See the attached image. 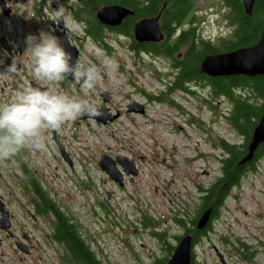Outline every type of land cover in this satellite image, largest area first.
<instances>
[{"label": "rangeland", "instance_id": "374dc122", "mask_svg": "<svg viewBox=\"0 0 264 264\" xmlns=\"http://www.w3.org/2000/svg\"><path fill=\"white\" fill-rule=\"evenodd\" d=\"M67 1L74 8L83 2ZM193 6L194 19L199 22L192 25L197 26L202 39L216 43L219 37L230 34L225 14L227 8L219 5V0H194ZM20 14L16 11L9 18L0 19L15 25ZM75 36L84 38L80 28L73 31ZM105 37L112 45L111 55L118 56L126 67L116 79L122 83L129 100L142 103L144 98L136 93V88L148 91L151 86L162 83L160 79L164 77L162 73L166 67L164 58L154 55L151 64L149 58H143L142 62L137 59L135 63L128 58L120 43ZM120 40L126 42L125 38ZM79 45V57L74 56V59L95 64L105 74L107 87L115 101L123 102L117 95V83H111L113 74L104 67L102 56L93 54V42L81 41ZM96 49L110 55L108 48ZM186 50L187 46H183L179 52L184 54ZM21 59L31 77L28 55L24 53ZM18 74L28 80L21 72ZM129 77L135 87L129 83ZM102 79L100 77L98 85ZM1 81L6 86L1 88L0 84V103L7 102L20 85L24 86V82L19 84L12 75L2 71ZM74 86L73 95L89 97L91 92L84 93L80 82ZM197 91L194 96L189 93L178 94L185 98L176 96L182 106V109L176 108L183 111L180 115L174 108L163 105L160 108L165 118L152 114L151 106L144 109L143 114L131 112L122 115L109 126L118 133L115 137L102 135L99 125L90 123L88 127L82 116L68 122L55 130V134L69 153L70 165L54 150L51 130L46 132V150L33 151L25 147L29 151L26 159L42 187L59 212L71 215L81 237L102 263L154 264L161 259L164 256L162 240L163 243L176 244V236L182 235L178 221L194 219L200 198L207 195L208 187L219 176L218 158L223 155L222 142L236 145L241 140L228 122L234 108L230 98L225 94H211L209 90ZM254 93L250 87L231 90L236 98L256 100L260 104L262 99ZM176 125L183 128L179 130ZM129 130L133 133L129 134ZM104 156L119 157L133 164V173L129 174L133 179L124 183L122 189L103 182L97 163ZM15 161V158L0 160V199L10 204L14 225H24L32 233L34 226L26 224L30 218L25 217L22 206L28 198L21 192L22 174ZM211 210L210 207L206 224L212 230L194 245L195 263L220 264L218 256L221 255L228 264H264V158L260 159L256 171L248 172L240 186L232 189L220 207L218 219L212 223ZM221 237H227L229 243L222 242ZM8 243L10 239L0 229V250L13 260L6 256L4 264H19L16 255L4 247ZM231 246L236 256L230 254ZM241 250L253 254L245 257L240 254ZM37 253L43 264H53L51 248L45 247Z\"/></svg>", "mask_w": 264, "mask_h": 264}, {"label": "flooded vegetation", "instance_id": "af4514ba", "mask_svg": "<svg viewBox=\"0 0 264 264\" xmlns=\"http://www.w3.org/2000/svg\"><path fill=\"white\" fill-rule=\"evenodd\" d=\"M55 1L56 3L53 0H0V18H9L16 11H20L21 13L20 19L16 22L15 25H11L9 23H6L3 19H0V61H2V63H0V71L6 72L8 66L15 58L18 64V69L15 75H12V77L14 78V80H18L19 84L21 82L25 83V81H28L34 87L46 86L43 82L35 81L31 77H29L28 71L25 68V64L21 59L26 49V45L24 43L25 37L28 34H38L41 30H52L54 35L61 38L65 37V46L67 50L72 54L73 59L76 55L77 58L79 57L81 51L79 45L80 42L86 40L93 42L96 48H108V54H110L108 56H113L111 55V53L113 52L112 45L109 41H107L105 37L108 36L114 42L120 43L122 45L126 55L131 61L136 63L137 59L142 62L143 58H149L150 64L153 62L154 54L147 48L148 42H138L133 35L134 25L136 21L140 18L148 16L135 17L131 22V26L128 27V30H124L120 29L119 26L126 16L118 24L112 25L102 22L97 12L103 7L110 5L112 6L114 4H119L133 10L128 4L120 3V1L118 0H113V2L109 3H106L105 0H98L96 6L92 10H89L85 7L86 0H83V2L81 1L79 5L76 6L77 8H74L67 0H58V2L57 0ZM60 4L63 5V8L65 10V16L63 17L60 16L59 13L54 11L60 6ZM222 6L227 8L226 5L222 4ZM80 7L84 8L78 10ZM54 14L56 15L55 18L52 17V15ZM128 15L134 16V14ZM68 17H71V19L80 26L79 28L81 29L84 38L80 36L73 37V31H65L63 25ZM94 22L100 24L99 30L95 29L92 26ZM40 23H43V25L39 26ZM98 32H100V35L98 36L103 37L102 41H98L101 38L97 36ZM121 38H125L126 42L123 43L120 40ZM5 53H7V55H5ZM117 58L120 63L119 70L117 73H115V77L119 76L121 70L126 68L122 64V60L118 56ZM164 60L166 62V67L164 68V73H162L164 77L160 79L162 83L157 86H151L148 91H144L143 89H141V91H138V88H136V93L144 98L142 103L136 100H129V95L126 94V90L124 91V88L121 87L122 83L118 80L116 86L117 95L119 98L123 99V102L115 101L114 97L109 92V89L107 87L108 81L105 74L100 72V77H103V79L96 90L90 93L89 98L96 103L98 110L102 112L103 115L94 118L88 117L87 115L82 116V119L86 123V125L88 127L90 126V123L99 125L102 128V135H104L105 137H115L118 133L115 130L111 129L109 126L114 124L124 114H130L131 112L143 114L144 109H147L151 106L152 114H159L161 115V117L165 118L164 111L162 108H160L162 105L166 107H172L175 110L176 108L182 109L180 100H178L177 97L185 98L186 96L178 94L189 93V95L194 96L198 93L197 89L209 90L211 94H214V80H212L213 76L203 74L199 69L198 73H192L190 74V76H188L187 79L181 80L179 79V69L177 68V66L169 59ZM142 65L145 66L144 64ZM19 72L24 74L28 80L23 78L21 74L19 75ZM258 76L264 78V76L262 75ZM128 81L133 87H135V83L131 80L130 77L128 78ZM0 84L2 86L1 88H4V86H6L4 81H1ZM74 84H76V80L69 77L64 81H61L56 87H58L60 90L65 91L69 95H73V91L75 88ZM21 87H23V85H20V88ZM121 106H124L123 109H121ZM154 106H156V109L154 108ZM157 107H159L158 110ZM176 111L178 115L183 113V111L180 110ZM152 122L155 123V120L152 119ZM176 128L180 130L183 127L181 125H176ZM132 133L133 131L129 130V134ZM51 134L54 143V150L57 151L58 154L65 160V162L70 165L71 161L69 153L66 151L65 147L60 142V139L55 134V130H51ZM243 144V136L241 135V140L238 142V146ZM28 152V149L24 152L23 149L21 150L18 165L20 163H23L24 168H17V162L16 168L22 174V182L25 178L34 179L36 181V184L39 185V187H42L36 175V172L30 167L28 159H26ZM125 160L126 159H121L119 157L111 158L104 156L99 164L97 163V168L102 174L104 183H109L116 188L122 189L124 183L133 179L130 175L126 174V172L129 169H134V166L132 163L129 164L125 162ZM115 168H117V171L115 170ZM199 187H197V189H199ZM22 191V194L25 195L24 188L21 185V192ZM25 200L26 201L22 203L24 214L25 217L30 218V221L26 224H32L34 226V232L31 233L27 231L24 225H14L12 221L13 216L11 214L10 204L5 203L8 212H6L5 210L3 213L0 212V226L4 227L7 230L2 231L4 232V235L8 239H10V243H8L4 247L8 248L9 252L16 255L19 260V264H43L37 251H41L45 247L51 248L53 251V264H80L78 260L74 259L73 253L66 245V242L58 239L56 234L57 216L59 214L60 216L64 217L63 219L68 225H73L75 227V230L80 239L87 244V242L81 237L80 231L77 225L74 223L71 215L66 212H59L57 210L56 204H53L52 199H48V201L50 200V202L53 204L52 207L46 209L44 208L42 210L38 209L37 204L39 203L35 202L34 199ZM55 208L58 214L55 212ZM194 224L195 222H190L188 226L193 227ZM179 228L182 232L185 231L182 229V226H179ZM6 256L7 255H5L3 250H0V264H4V257ZM7 257L11 261H13L11 257Z\"/></svg>", "mask_w": 264, "mask_h": 264}, {"label": "trees", "instance_id": "16d2710c", "mask_svg": "<svg viewBox=\"0 0 264 264\" xmlns=\"http://www.w3.org/2000/svg\"><path fill=\"white\" fill-rule=\"evenodd\" d=\"M98 0H87L85 7L92 10ZM116 1V0H115ZM120 3L128 4L133 9L134 16L127 15L119 28L128 30L131 22L135 17L154 16L159 13L161 19V30L164 38L159 42H148L147 48L156 56H161L164 59H169L179 69V79H187L192 73H198L201 59L214 52H226L237 49L239 47L251 45L258 40L260 31L264 25V0H254L251 13H245L241 0H220L221 4L227 6L226 19L229 21V35L227 37H219V42L211 40H204L200 37L197 26L194 23L195 6L194 0H118ZM106 3L113 2V0H105ZM95 29H100V24L94 22L92 25ZM94 30V31H97ZM197 30V31H196ZM95 35V34H94ZM100 35L98 32L97 36ZM99 38L101 36H98ZM174 38V39H171ZM187 46L183 56L177 58V52L181 47ZM203 75V74H202ZM214 85L213 92L215 94H225L230 98L234 104L232 113L228 119L232 128L243 136V145H229L227 142H222L223 155L219 158L220 174L216 180L208 188V193L197 205V210L194 219L182 222L178 221L185 233H191L192 246L197 244L203 237L212 230V227L207 224L203 228H198L196 222L198 216L204 209L211 207L210 221L218 219L220 214V207L224 200L231 194L233 187L240 186L243 177L248 172L257 170V165L261 158H264V142L254 150L253 156L250 160L243 164H238L239 159L247 152V143L251 139V133L255 126L260 113L264 109V78L261 76L248 75H222L213 77ZM248 88L254 90V94L262 99L258 104L256 100H244L236 98L231 94L232 88ZM21 152L15 157L17 168H24L23 163L18 165ZM24 191L31 190L38 209H46L52 207L48 196L42 187L36 184L34 179L25 178L22 182ZM58 210V209H57ZM56 208L55 212L58 214ZM64 217L58 214L56 234L58 239L65 241L68 248L72 251L74 259L78 260L80 264H101V261L96 258V254L91 251L84 241L78 236L75 227L68 225L63 219ZM195 224L189 227V223ZM144 224L146 221L144 220ZM180 236H176L175 240L179 241ZM223 238L222 242L229 243L227 237ZM162 249L164 256L158 259L154 264H159L167 260L175 248V245L163 243ZM245 248V247H244ZM248 250V249H247ZM230 254L235 255V249L230 247ZM245 257H251V253H241ZM236 256V255H235ZM195 253L192 249L191 262L195 263Z\"/></svg>", "mask_w": 264, "mask_h": 264}, {"label": "clouds", "instance_id": "9594fccd", "mask_svg": "<svg viewBox=\"0 0 264 264\" xmlns=\"http://www.w3.org/2000/svg\"><path fill=\"white\" fill-rule=\"evenodd\" d=\"M54 11L65 16L62 4ZM63 26L65 31H79L80 27L71 17ZM65 40V37L54 35L52 30H41L38 34L25 37L24 53L30 59V76L46 86L34 87L25 81L24 86L15 91L7 102L0 103V160H13L25 147L44 151L48 130H58L84 115L92 118L103 115L88 96L69 95L56 87L71 77L80 82L84 93H89L96 90L100 80L97 66L85 64L76 57L73 59ZM92 52L102 56L104 67L113 74L111 83L115 85V73L119 70L117 56L104 55L95 47ZM17 65L14 58L6 73L15 75Z\"/></svg>", "mask_w": 264, "mask_h": 264}, {"label": "water", "instance_id": "95a60500", "mask_svg": "<svg viewBox=\"0 0 264 264\" xmlns=\"http://www.w3.org/2000/svg\"><path fill=\"white\" fill-rule=\"evenodd\" d=\"M254 0H242L245 13H250ZM100 20L106 24H118L133 11L119 4L103 7L97 12ZM159 13L150 17H143L134 25V38L141 41H160L163 33L159 25ZM181 54H177L179 57ZM199 69L210 76L244 74L250 76H264V26L261 29L258 40L247 46L226 52H214L205 55L200 62ZM264 142V111L258 118L257 124L252 130L251 139L247 145V152L239 159L238 164L250 160L254 150ZM0 212H4L3 201L0 199ZM210 214V208L205 209L198 217L196 226L202 228L206 225ZM2 227V226H1ZM4 228V227H2ZM192 253V236L184 235L178 241L170 258L159 264H190ZM221 264H228L220 256Z\"/></svg>", "mask_w": 264, "mask_h": 264}]
</instances>
